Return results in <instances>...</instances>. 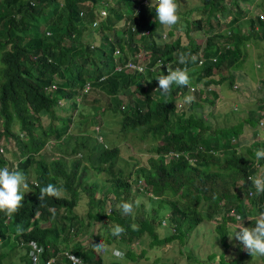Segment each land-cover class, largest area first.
I'll return each instance as SVG.
<instances>
[{
	"label": "trees",
	"instance_id": "trees-1",
	"mask_svg": "<svg viewBox=\"0 0 264 264\" xmlns=\"http://www.w3.org/2000/svg\"><path fill=\"white\" fill-rule=\"evenodd\" d=\"M99 7L105 9L106 16L96 26V43L92 44V32L82 24L79 12L86 9L94 18ZM200 12L196 28L200 29L203 16L208 25L203 45L198 48L191 39L186 44H180L178 38L157 43L153 37L159 28L155 7L142 4V0H0V168H18L32 177L31 193L22 200L19 212L11 218L0 213L1 246L11 233L42 246L40 263L48 257L60 260L66 249L80 264H105L101 251L94 249L100 244L99 238L87 246L69 239L79 233L72 212L81 193L87 197V220H104L109 228L116 224L124 227V234L115 241L124 247L123 256L131 261L130 247L145 234L151 238L150 246L166 244L185 238L202 221L213 220L224 243L226 235L232 234L225 226L231 218L223 217L228 207L233 206L242 219L263 211L264 193L256 192L244 201L248 189L252 190L246 177L256 173L257 159L252 146L240 151L242 125L212 129L202 110L214 103L216 93L205 88L223 80V76L212 80L220 66L229 71L241 62L242 42L251 35L259 32L264 41V19L258 18L260 12L250 15L248 32L239 33L233 28L247 11L239 9L235 0H201ZM227 20L231 23L224 32L214 29ZM143 30L149 34H141ZM139 48L148 52L150 60L143 71L115 69V59L117 63L133 59ZM115 49L119 52L116 56ZM181 54L188 55L186 64L178 63ZM191 55H201L203 64L197 65ZM156 59L173 68L187 67L190 85L173 84L169 95L162 94L155 78L166 72L153 67ZM232 81L230 78L228 84ZM85 83L88 90L81 93ZM190 86L195 88L190 91ZM92 89L104 93L106 108L119 113L120 130L138 131L141 137L150 136L155 141L146 166L134 170L143 181L144 189L135 186L139 193L143 191L150 205L148 211L141 208L138 213L124 214L119 207L103 208L107 194L101 190L105 183L120 204L130 198L129 180L111 175L118 158L117 146L99 143L95 161L88 151L79 157L70 155L79 147L81 151L87 149L80 141L65 154L56 153L57 157L50 159L44 155L45 147L69 144L72 114L81 105L75 97L81 93L82 99ZM119 95L128 98L127 102H122ZM187 95L194 99L185 113L176 107V100ZM43 120H47L45 125ZM171 152L180 154L173 157ZM258 162L262 164L264 158ZM88 168L109 177L87 186L83 176ZM49 183L63 188V192L60 198H46L41 206L40 187ZM99 189L100 196L96 197ZM160 210L168 214L166 221L171 227L162 237L156 235L154 221ZM161 222L164 224V220ZM241 257L224 260L219 256L217 262L245 264ZM211 259L214 255L207 256ZM61 262L70 264L65 259ZM25 264H30L26 255Z\"/></svg>",
	"mask_w": 264,
	"mask_h": 264
},
{
	"label": "rangeland",
	"instance_id": "rangeland-1",
	"mask_svg": "<svg viewBox=\"0 0 264 264\" xmlns=\"http://www.w3.org/2000/svg\"><path fill=\"white\" fill-rule=\"evenodd\" d=\"M176 2L181 22L171 29L163 28L159 24V28L153 37L155 40H164L167 43L178 38L180 44H186L191 39L198 48L202 47L203 38L207 35L206 27L208 24L206 23V18L203 16L200 18V29L196 28V19L201 16V0H176ZM235 3L239 9L247 11V16L241 20L238 19L233 31L239 33L248 32L249 16H255L257 12L264 14V0H235ZM229 7L232 8V5H229ZM86 11V9H81L82 15L80 16L82 24L88 29L87 31L92 32L94 39L91 43L95 44L96 27L91 26L93 17ZM230 23L231 20L221 21L214 29L224 32ZM211 24H213L212 21ZM162 34L165 35L164 38H162ZM137 42L139 41L136 40V44ZM242 43L244 46L242 47L241 62L232 66L229 71L225 70L221 65L217 73L213 74L212 80H221V76H223V80L218 84L209 85L207 88L204 86L205 90H213L216 93V98L214 99L213 105H205L202 110V115L206 117V121L212 129L228 127L236 125L237 123L242 125L241 134L239 135L241 152L244 151L245 146H252V149L255 150L264 149V124H258L260 120H263L260 118H264V110L262 109L264 100V41L260 38V33L257 32ZM136 59L138 60L139 56H136ZM229 73L232 75L230 78L233 80L231 85L228 84L230 80L228 77ZM202 93L205 92L202 91ZM184 97L180 100L181 107L180 103L178 104L179 109L187 113L186 108L189 103L183 102ZM119 98L122 102H127L128 100L123 95H119ZM178 100L177 98L176 101ZM80 101L81 105H78L79 108L76 111L78 114L75 112L72 114V122L70 124L71 132L68 133V136H71L69 144L62 145L60 148L54 145L48 148L45 147V152L43 151L44 155L47 159H50L51 157H57L56 153L65 154L75 143L80 141L87 149L81 151V147H79L75 150V154L69 152L70 155L79 157V154L88 151L95 161V153L99 146V142L96 144L95 140V134L97 132L94 131V127L97 126L98 133L102 137V143L100 144H106L107 147L117 146L118 148V158L111 169V175L113 177L127 178L131 183L129 203L133 205L132 212L138 213L141 208L148 211L150 205L144 194H142L143 191L139 193V189L136 188L137 186L144 189V186L140 184L142 179L136 177L134 170L146 166L147 157L153 154L151 149L155 141L150 136L141 137L138 131L132 133L130 131L120 130V115L117 112H112L110 108H106L107 96L104 93L92 89L87 92L85 97L80 98ZM56 115L61 116L63 114L60 113L59 115L56 113ZM249 120H251L253 125L250 124ZM46 123L47 120H43L42 125ZM70 155L68 156V160L70 159ZM257 163L259 165L253 178L264 174V162L260 164L257 161ZM85 164L87 165V163ZM85 173L83 181L87 186L93 183H100L102 179L109 177L105 173L97 174L90 168ZM31 179L32 177L29 176V180ZM106 185L109 186V184L105 183L103 184V190H101L107 194L103 198V208H116L120 204V201L114 198V191L110 186L108 188ZM100 189L97 191L96 197L100 196ZM28 190L30 192L25 193L24 198L30 195L31 189L29 188ZM79 197L77 205L72 212L75 222L79 223L77 226L79 227V233L76 236H70L69 239L71 241H78L83 246L100 240V244L107 245L112 250H120L123 253L125 251L124 247L117 245L116 238L111 235V228L105 225L104 220L99 222L92 219L87 220V197L83 193ZM247 200L248 198H244L245 202ZM166 215L168 214L162 210L156 214L154 221L157 223L155 232L158 237H162L171 231L168 220L166 221ZM256 215H247V218L241 222L245 227L251 228L255 224ZM223 217L226 216L224 215ZM162 220H164V224L161 222ZM218 221L216 220V222ZM215 225L213 220L202 221L188 232L185 238L181 240L175 238L166 244L155 246H150L151 238L145 234L139 239L137 244H133L130 247L132 261L130 257L126 258L125 256L122 259H118L112 254V251L106 253L101 250L100 256L105 264H111L112 262L125 264H218L217 258L219 256L227 260L241 255V259L245 264H264V257H252L243 249L240 242L234 238L229 239L231 234H227L225 242L222 243L219 239L218 232L215 230ZM225 226L232 233L234 228L240 226V222L227 219ZM20 253H22V248L18 247L16 237L10 233L9 237L6 238V245L0 248L1 264H25V254L22 255ZM211 255H214V259L207 260V256Z\"/></svg>",
	"mask_w": 264,
	"mask_h": 264
},
{
	"label": "clouds",
	"instance_id": "clouds-1",
	"mask_svg": "<svg viewBox=\"0 0 264 264\" xmlns=\"http://www.w3.org/2000/svg\"><path fill=\"white\" fill-rule=\"evenodd\" d=\"M145 5H147V4H145ZM147 6H151V5H147ZM153 6L155 7L156 19L159 21V24L163 28L171 29L181 22V17L178 14V5H177L176 0H156L155 5H153ZM100 8H103V7H99V10H97L98 14H99ZM137 8L138 7H136V9H135L136 12L138 11ZM132 15H134V14H132ZM105 16H106V11H105ZM96 17H94L93 20L97 19L98 20L97 25H98L99 22L104 17L101 19H98V15ZM97 25H95V26L91 25V26L96 27ZM145 31H146V33H145ZM45 33H48V32H45ZM142 33L144 35H147V34H149V31L143 30L141 32V34ZM161 36H162V38H164L165 35L162 34ZM159 42H165V41L164 40L160 41L159 39H157V43H159ZM115 50H113L114 56H116L119 53V52L114 53ZM140 53H141V55H139V57L141 56L140 58L143 59V61L136 59L137 54H140ZM137 54L133 59H128V60H130L131 62H135V63H141L143 66L141 71H143L144 66L150 61L149 57L147 56L148 52L142 48H139V50L137 51ZM191 58L197 59V60L200 58L204 59L201 55H198V56L197 55H191ZM126 61L127 60H125L121 63H117L118 61H116V59H115V63H116L115 67L117 65H122ZM187 62H188V55L187 54L179 55V57H178V63L179 64L183 65V64H186ZM159 63H163V64L161 66H159ZM153 67L163 68L166 72L165 75H159L155 78L156 81L158 82L157 90H159L164 95H169L171 93V89H172L173 84H175L177 86H181V87H186V86L190 85V76H189V70L187 67L173 68L168 62L160 60V59H156ZM119 70H121V69H119ZM125 70H127V69H125ZM128 71H133V70H128ZM135 71H138V70L135 69ZM141 71H138V72H141ZM85 84H87V83H85ZM84 89H85V85L83 86L81 93L84 91ZM86 90H88V88ZM190 91H192V90H190ZM80 94L78 95L79 97H75V101L78 104L80 101ZM193 99H194V97H192L191 95H187L183 98V102L184 103H190ZM180 100L181 99L176 101L177 102L176 103L177 108L181 107V101ZM178 103H180V107L177 106ZM260 119L264 120V118H260ZM94 131L97 132L95 134V139L99 143H102V137L98 133V127L97 126L94 127ZM255 157H256L257 161L264 158V149H257L255 151ZM188 160L190 161L191 159H188ZM256 165L258 168L259 163H257ZM254 174L248 175V176L253 177ZM247 177H246V179H247ZM247 181L251 182L252 190L249 188L248 191L251 190L252 194L248 195V191H247V193H246L247 197L246 198H250V197L254 196V194L256 192H257V194L264 193V176H257L255 178H253L252 181H249L248 179H247ZM28 189H29V178L24 174V172L20 171L18 168H13L11 170L8 167L0 168V213H4V215L9 217V218H11L15 214H17L19 212L20 208L22 207L21 202L23 199H25L24 198L25 193L30 192ZM140 189H142V187ZM62 192H63V188L57 187L56 185L51 184V183L47 184L44 187H40L38 199L40 201L41 206H43V202L46 200V198H48V197L60 198ZM118 207L122 211V213H124V214H130L132 212V209H133V205L129 202H121V204L118 205ZM230 208H233L234 211L236 212L235 208L233 206H230L226 210L225 216L233 219V221H239L240 226L233 229V232L229 236V239L231 240L234 238L236 241L240 242V244H242V246H243V249L246 250L252 257L253 256L264 257V210L262 212H259L256 215L254 226L249 228V227H245L243 225V223L241 222L243 219H242V217H240V215L237 212H236V214L238 216L236 218L228 215V210ZM237 229H238V231H237ZM17 231L18 232L21 231L19 226H18ZM110 231H111L112 236L119 237L122 234H124L125 229L121 225L116 224V225H113L111 227ZM29 242H33L34 246L36 244L38 247H40V248H37V251L39 252L37 254V260L39 262V256L43 252V248H42V246H40L38 243H36L33 240H22L20 238L17 239L18 247L22 248V253H20V254H22V255L25 254L28 261L31 264L32 260H31L30 254H29L31 247L29 245ZM1 244H2V242L0 240V248L4 247L6 245V243L2 246H1ZM94 249L96 251L102 250L106 253L109 251H112V254L116 258H118V259L123 258V253L120 250H115V249L112 250L107 245L96 244V245H94ZM65 251L68 252L69 255L70 254L74 255L73 253H71L65 249L62 252V256L60 257V260L65 259L67 262H69L63 254ZM75 257L71 256V258L73 260H77L78 258L77 257L75 258ZM49 258H52L53 262H54L53 257H48L45 259V261ZM45 261L43 263L39 262V264H44ZM74 264H80V260L78 263H74Z\"/></svg>",
	"mask_w": 264,
	"mask_h": 264
},
{
	"label": "built area",
	"instance_id": "built-area-1",
	"mask_svg": "<svg viewBox=\"0 0 264 264\" xmlns=\"http://www.w3.org/2000/svg\"><path fill=\"white\" fill-rule=\"evenodd\" d=\"M155 3H156V0H142V4H147V5H151V6H153V5H155ZM137 10H138V8H137ZM82 14V12H79V15H81ZM105 16V10L104 9H101L100 11H99V14H98V19H101V18H103ZM258 18H260V19H264V14L263 13H260V14H258ZM97 23H98V20L97 19H95V20H93L92 21V23H91V25L92 26H95V25H97ZM145 33H146V31H145ZM46 34H48V33H46ZM118 51L117 50H115L114 51V53H117ZM137 56H139V54H137ZM141 57V56H140ZM139 57V60H141V61H143V59H141ZM203 59L202 58H200V59H198L197 61H196V63H197V65H201L202 63H203ZM163 63H159V66H161ZM142 68H143V66H142V64L141 63H135V62H131L130 60H127L126 62H124L122 65H117L116 67H115V69L116 70H119V69H127V70H138V71H141L142 70ZM88 83L87 84H85V89L84 90H86L87 88H88ZM195 87H189V89L190 90H193ZM178 106H179V104H178ZM258 124L259 125H262V124H264V120H260L259 122H258ZM171 156H173V157H177L178 155H179V153L178 152H171V153H169ZM252 176H248L247 177V179L249 180V181H252ZM142 186L144 185L143 184V182H141L140 183ZM252 194V191L251 190H249L248 191V195H251ZM228 215L229 216H232V217H234V218H236L238 215L236 214V212L234 211V209L233 208H230L229 210H228ZM29 245H30V247H31V249H30V252H29V254H30V256H31V264H39V262H38V260H37V254L39 253L38 251H37V248H40V247H38L36 244H35V246L33 245V242H29ZM64 254V256H65V258L71 263V264H74V263H78L79 262V260L77 259V260H73L72 258H71V256L72 257H75L74 255H72V254H70L69 255V253L68 252H64L63 253ZM76 258V257H75ZM51 263H53V259L52 258H49V259H47L46 261H45V263L44 264H51Z\"/></svg>",
	"mask_w": 264,
	"mask_h": 264
},
{
	"label": "crops",
	"instance_id": "crops-1",
	"mask_svg": "<svg viewBox=\"0 0 264 264\" xmlns=\"http://www.w3.org/2000/svg\"><path fill=\"white\" fill-rule=\"evenodd\" d=\"M51 264H62V262H61V260L56 259V260H54V262L51 263Z\"/></svg>",
	"mask_w": 264,
	"mask_h": 264
}]
</instances>
